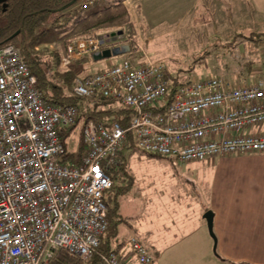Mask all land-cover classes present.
<instances>
[{
	"label": "built area",
	"instance_id": "1",
	"mask_svg": "<svg viewBox=\"0 0 264 264\" xmlns=\"http://www.w3.org/2000/svg\"><path fill=\"white\" fill-rule=\"evenodd\" d=\"M117 31L69 40L60 61L66 68L128 45L116 63L73 78L71 91L82 108L118 100L129 115L126 127L115 113L87 119L77 163L64 159L59 131L74 124L80 104L46 101L19 48L0 45V264H52L58 249L84 261L91 257L108 226L103 195L131 130L142 151L179 163L264 153V38L262 73L251 82L209 75L171 83L165 63L150 60L130 45V35ZM122 249L101 253L98 264L156 260L136 236Z\"/></svg>",
	"mask_w": 264,
	"mask_h": 264
},
{
	"label": "rangeland",
	"instance_id": "2",
	"mask_svg": "<svg viewBox=\"0 0 264 264\" xmlns=\"http://www.w3.org/2000/svg\"><path fill=\"white\" fill-rule=\"evenodd\" d=\"M114 1L117 0H76L66 10L70 24ZM124 2L134 23L130 45H139L150 60L165 63L171 72V83L210 75L241 84L261 75L263 60L259 42L264 38V0ZM82 3L85 4L81 6ZM57 34L52 33L40 46L56 48ZM118 56L99 60L88 56L82 62L73 61L71 67L76 75H81L116 63ZM249 61L252 63L248 71ZM122 107L118 100L96 106L108 111L104 120L118 114ZM131 134L135 136L134 130ZM77 136L75 130L64 138L67 150L73 154L77 152ZM141 151L128 141L120 149V158L132 180L117 195L120 220L116 232L104 236L107 239L104 246L119 251L131 236H136L157 256L156 264H208L214 259L207 245L211 240L207 234L208 240L202 237L196 213L210 205L213 175L240 169L227 165L221 169L219 165L218 169L210 164L212 159L179 163L172 156L157 158ZM123 177L121 171L115 170L116 184H126ZM173 232L177 234L174 236Z\"/></svg>",
	"mask_w": 264,
	"mask_h": 264
},
{
	"label": "trees",
	"instance_id": "3",
	"mask_svg": "<svg viewBox=\"0 0 264 264\" xmlns=\"http://www.w3.org/2000/svg\"><path fill=\"white\" fill-rule=\"evenodd\" d=\"M74 2L76 1L10 0L8 3L0 5V45L12 43L19 48L22 58L36 78V87L41 91L46 101L61 106L80 104L81 111L76 117L74 124L59 131V135L66 146L64 138L70 132L77 130V152L73 154L66 148V154L63 156L65 160L77 163L83 150L81 127L87 119L103 120L108 111L97 109L96 106L108 102V100L82 108L81 99L73 95L71 91L73 78L76 76L75 69L71 67L72 64L66 68L60 66L61 58L65 53L66 43L79 36L92 37L101 30H110L112 28H119L117 30H121L123 33L125 31L126 34L132 35L134 34V23L125 2L117 0L78 17L70 24V17L66 10ZM84 4L82 3L81 6ZM59 11L62 12L58 14ZM55 31L58 33L55 36L57 47L40 46L44 40L51 37L52 33H56ZM85 59L86 57H82L75 60V62H82ZM251 63V61L248 62L249 67L246 70H250ZM117 113L116 120L121 126L126 127L129 118L127 109L122 107ZM127 141L130 142L133 148H138L135 145L131 131L127 132L124 146L127 145ZM141 152L152 157H162L150 152ZM116 171H121V175L126 179V184H116L114 172L112 176L113 184L103 195V200L107 207L108 226L91 257L84 261L78 257L69 256L63 249H58L51 260L52 264H98L100 254L110 250L104 246L107 241V239L104 240V236L107 233L114 234L116 232V224L120 220L117 195L123 193L132 180L122 160ZM113 189L115 190L110 194Z\"/></svg>",
	"mask_w": 264,
	"mask_h": 264
},
{
	"label": "crops",
	"instance_id": "4",
	"mask_svg": "<svg viewBox=\"0 0 264 264\" xmlns=\"http://www.w3.org/2000/svg\"><path fill=\"white\" fill-rule=\"evenodd\" d=\"M212 160L210 164L218 169L227 165L240 171L214 174L210 205L196 213L197 228L203 238L208 240L207 234L211 240L207 245L214 259L208 264H264V153L216 156ZM206 210L213 213L215 243L202 217Z\"/></svg>",
	"mask_w": 264,
	"mask_h": 264
},
{
	"label": "water",
	"instance_id": "5",
	"mask_svg": "<svg viewBox=\"0 0 264 264\" xmlns=\"http://www.w3.org/2000/svg\"><path fill=\"white\" fill-rule=\"evenodd\" d=\"M117 33H121L120 31H117ZM128 50V45H121V46H114L112 48H106V49H102L100 51L94 52L91 55V58L93 60H99V59H104V58H108L112 55H119L122 54L124 52H126ZM202 217L204 218L206 225H207V229L208 232L210 234V236L213 238L214 243H215V237H214V233L212 230V223H213V213L211 210H206L203 214Z\"/></svg>",
	"mask_w": 264,
	"mask_h": 264
},
{
	"label": "flooded vegetation",
	"instance_id": "6",
	"mask_svg": "<svg viewBox=\"0 0 264 264\" xmlns=\"http://www.w3.org/2000/svg\"><path fill=\"white\" fill-rule=\"evenodd\" d=\"M10 0H0V5L8 3ZM76 1V0H75ZM62 11H59L58 13H61Z\"/></svg>",
	"mask_w": 264,
	"mask_h": 264
}]
</instances>
